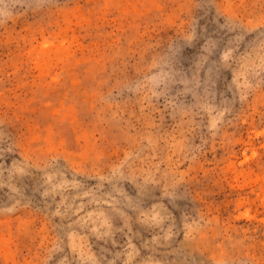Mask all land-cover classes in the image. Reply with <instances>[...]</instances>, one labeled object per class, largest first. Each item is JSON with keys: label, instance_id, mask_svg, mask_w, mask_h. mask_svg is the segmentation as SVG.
<instances>
[{"label": "rangeland", "instance_id": "rangeland-1", "mask_svg": "<svg viewBox=\"0 0 264 264\" xmlns=\"http://www.w3.org/2000/svg\"><path fill=\"white\" fill-rule=\"evenodd\" d=\"M0 264H264V0H0Z\"/></svg>", "mask_w": 264, "mask_h": 264}]
</instances>
